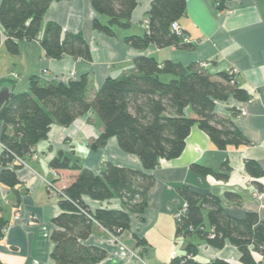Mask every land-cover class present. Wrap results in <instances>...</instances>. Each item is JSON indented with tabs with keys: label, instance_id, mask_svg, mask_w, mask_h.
Masks as SVG:
<instances>
[{
	"label": "trees",
	"instance_id": "16d2710c",
	"mask_svg": "<svg viewBox=\"0 0 264 264\" xmlns=\"http://www.w3.org/2000/svg\"><path fill=\"white\" fill-rule=\"evenodd\" d=\"M54 1L63 0H2L0 24L7 39L6 48L12 54L19 52L22 41L38 40L49 58L91 60L89 43L82 33H63L56 23H45V15ZM141 0H91L98 17L93 20L96 30L112 37L118 31L132 27L133 11ZM223 8V0H218ZM187 0H152L147 13L146 30L142 35H127L123 39L137 50H146L154 44L159 48H192L184 42L185 35L172 30V24L185 14ZM105 18L104 22L102 19ZM171 77L170 80L164 78ZM220 81L205 66H184L172 60L162 64L152 56L134 59L133 68L105 80L92 98L89 75L69 82H45L33 76L26 92L11 94L0 107L3 131L0 141L4 147L1 156L0 182L15 189L20 185L17 158L25 160L35 146L47 139L53 124L71 126L78 118L95 111L103 123V131L91 143L93 150L103 148L115 137L120 149L136 157L141 169L107 163L101 173L85 168L79 160L60 152L50 166L57 176L53 182L62 191L61 213L53 219V243L49 264H98L107 252L87 241L97 227L118 237L130 229L131 213L143 214L148 205V192L154 184L152 172L162 159L172 160L181 156L192 127L197 124L207 133L215 147L247 145L248 141L227 118L216 113L217 102L234 98L248 100L247 93L239 88L229 72L218 74ZM236 80L234 84L232 81ZM18 161V162H17ZM191 170L201 176L213 174L227 179L230 167L223 165V172L193 164ZM245 170L253 177H261L262 169L254 161H246ZM261 189V188H260ZM259 189V190H260ZM262 191V190H261ZM17 202L20 194L14 191ZM187 211L177 223L176 235L183 238L200 237L207 245L223 249L229 242L241 252L242 264H261L253 252H262L264 223L258 215L246 214L242 219L229 216L222 207V200L206 197L189 187L179 189ZM87 196L95 201L120 198L123 210H91L84 201ZM240 197L227 193L226 199L238 202ZM208 209L205 229L203 210ZM0 205V213L2 211ZM8 223L0 216V239ZM214 236V237H212ZM137 245L145 240L136 237ZM197 245L189 243L186 254L171 260L170 264H230L216 259L199 262ZM0 264H5L0 261Z\"/></svg>",
	"mask_w": 264,
	"mask_h": 264
},
{
	"label": "crops",
	"instance_id": "0c3cea01",
	"mask_svg": "<svg viewBox=\"0 0 264 264\" xmlns=\"http://www.w3.org/2000/svg\"><path fill=\"white\" fill-rule=\"evenodd\" d=\"M1 3L2 0L0 6ZM151 3L152 0L139 1L132 14V27L112 37L94 28L93 20L98 15L91 0L54 1L45 15V23L60 25L64 34L82 33L89 43L91 60L70 56L49 58L38 40L20 42L19 52L12 54L6 48L7 36L0 24V92H26L33 76L45 82L67 83L89 75L93 98L107 78L132 69L134 59L139 56L155 57L161 64L166 60L184 66L206 63V69L217 81H220L218 74L236 68L237 83L247 93L248 100L219 101L216 113L230 119L248 144L218 149L209 135L195 124L181 156L162 159L152 172L154 184L148 192L147 208L143 214H130V229L116 237L97 227L87 244L107 252V257L98 264H170L173 258L186 254L189 243L197 245L195 259L199 262L221 259L230 264H242L241 252L229 242L223 249H216L197 235L188 239L178 237L174 215L185 204L179 189L186 186L200 195L222 200L224 211L233 218L242 219L254 213L264 223V202L254 196L260 188L264 191V0H223V8L219 7L218 0H187L186 12L177 23L192 48H159L152 44L146 50H137L123 38L145 32ZM242 108L246 114L240 116ZM96 114L91 110L69 127L53 124L47 139L35 146L24 163L17 161L20 185L13 190L0 182V216L8 223L0 239L3 263H51L52 221L62 210L60 199L49 190L48 182L57 179L50 163L60 152L96 173L103 172L109 162L121 167L142 168L138 157L124 153L115 137L103 148H91V143L103 131V123ZM2 131L0 121V138ZM3 152L0 141V160ZM246 161L256 162L263 175L256 178L247 173ZM225 163L230 167L227 179L213 174L201 176L191 170L193 164H199L221 173ZM1 170L0 163V173ZM14 191L20 194L19 203ZM227 193L238 195L239 201L227 200ZM84 201L93 211L124 208L120 198L100 202L85 196ZM209 207L203 210L206 230H210ZM136 237L145 240L143 246L137 245ZM253 257L264 264V253L253 252Z\"/></svg>",
	"mask_w": 264,
	"mask_h": 264
},
{
	"label": "built area",
	"instance_id": "2783aa9c",
	"mask_svg": "<svg viewBox=\"0 0 264 264\" xmlns=\"http://www.w3.org/2000/svg\"><path fill=\"white\" fill-rule=\"evenodd\" d=\"M146 23H148V21H146ZM172 30L175 31L178 35H182V34H183L177 22H175V23L172 24ZM184 42H186V43L189 42L188 39H187V37L184 38ZM203 66L206 67L207 64L204 63ZM228 72H229V74H230L231 77H232V76L235 77V75L237 74L238 70H237L236 68H232V69L229 70ZM235 81H236V80H233V81H232V84H234ZM245 114H246V110L242 108L241 111H240V116H243V115H245ZM17 160H18L20 163H24V160H22V159H20V158H17ZM48 188H49V190H50L52 193H54V194H56V195H61V194H62L61 189H60L59 187H57L56 184H55L54 182H49V184H48ZM254 196H255V198H256L258 201H260V202H264V191L257 190V191L255 192ZM186 211H187V205L184 204V205H183V206H182V207H181V208L175 213V215H174L176 222H180V221H181V219H182V217L184 216V214L186 213ZM212 237H214V236H212ZM261 253H264V245L262 246V252H261Z\"/></svg>",
	"mask_w": 264,
	"mask_h": 264
},
{
	"label": "water",
	"instance_id": "95a60500",
	"mask_svg": "<svg viewBox=\"0 0 264 264\" xmlns=\"http://www.w3.org/2000/svg\"><path fill=\"white\" fill-rule=\"evenodd\" d=\"M11 98V93L7 90H2L0 92V107H2Z\"/></svg>",
	"mask_w": 264,
	"mask_h": 264
},
{
	"label": "rangeland",
	"instance_id": "374dc122",
	"mask_svg": "<svg viewBox=\"0 0 264 264\" xmlns=\"http://www.w3.org/2000/svg\"><path fill=\"white\" fill-rule=\"evenodd\" d=\"M165 80H170L171 79V77H166V78H164ZM96 117H97V119H99L98 117V114H96ZM48 184H49V182H48ZM16 218H18V216L16 217Z\"/></svg>",
	"mask_w": 264,
	"mask_h": 264
}]
</instances>
